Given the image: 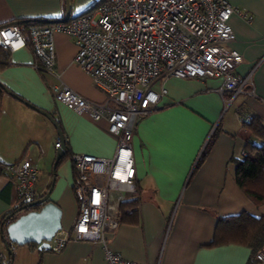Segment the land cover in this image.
<instances>
[{
  "label": "crops",
  "instance_id": "obj_1",
  "mask_svg": "<svg viewBox=\"0 0 264 264\" xmlns=\"http://www.w3.org/2000/svg\"><path fill=\"white\" fill-rule=\"evenodd\" d=\"M98 1L0 0V25L64 19L68 7L73 17ZM228 1L252 16L232 15L236 38L229 45L243 56L237 72L251 74L253 86L228 103L218 91L221 78L170 77L153 84L155 91L164 86L166 93L158 108L136 124L138 193L127 199L133 205L121 213L116 231L107 234L109 248L126 259L140 264H261L249 244L215 241L219 219L242 212L264 216V202L257 203L240 187L236 173L237 161L250 152L248 142H260L249 123L257 118L264 126V0ZM54 39L59 77L34 66L30 46L6 49V60H0V82L11 91H0V163L30 157L39 169L34 200L50 191L49 200L62 209V229L70 230L78 213L70 154L111 157L116 138L106 119L93 120L55 99L53 85H67L94 102H104L106 92L74 63V39L63 32ZM38 108L58 121L70 152L56 165L55 143L61 137ZM20 205L15 181L0 170V264H107L103 246L89 240H70L60 252L13 243L11 255L4 222Z\"/></svg>",
  "mask_w": 264,
  "mask_h": 264
},
{
  "label": "built area",
  "instance_id": "obj_2",
  "mask_svg": "<svg viewBox=\"0 0 264 264\" xmlns=\"http://www.w3.org/2000/svg\"><path fill=\"white\" fill-rule=\"evenodd\" d=\"M235 13L252 19L228 0H104L67 19L0 26L2 46H30L34 66L58 77L54 35L71 36L77 45L74 63L106 92L104 102H94L67 85L52 86L57 101L93 120L106 119L116 149L111 157L72 153L78 213L70 230H59L49 241L50 251L60 252L70 240H89L103 246L107 264H140L107 243V234L119 226L122 202L138 193L136 124L158 108L166 88L158 92L153 84L161 79L221 78L218 91L228 103L253 86L251 74L237 72L243 56L229 45L236 38L230 23ZM65 143L58 138L55 147ZM0 170L15 181L20 203L36 199L39 169L30 157L0 163ZM255 258L264 264V243Z\"/></svg>",
  "mask_w": 264,
  "mask_h": 264
},
{
  "label": "trees",
  "instance_id": "obj_3",
  "mask_svg": "<svg viewBox=\"0 0 264 264\" xmlns=\"http://www.w3.org/2000/svg\"><path fill=\"white\" fill-rule=\"evenodd\" d=\"M104 0H99L92 8L96 9L99 4ZM85 12V11H84ZM82 12V13H84ZM81 13V14H82ZM26 22V21H23ZM34 22H42L47 23V21L43 20H32ZM51 22V21H48ZM5 25V24H2ZM0 25V26H2ZM6 47L0 44V60H6ZM0 85V91H2ZM250 124L251 131L256 134L260 139V142L249 141L248 143L251 145L250 152L247 153L243 160L237 161V181L242 189L245 192L253 197L257 203L264 202V126L259 119H254ZM70 154L69 149L66 147L65 143V156ZM206 152L204 151L201 159L205 156ZM72 158V153L70 154ZM60 158L58 163L63 159ZM34 201V200H32ZM31 202V201H30ZM134 202L133 199H129V201H124L121 204L120 212L122 213L126 207H131ZM132 204V205H131ZM27 203L22 202L21 205L9 215V220L4 222L5 226L3 229L4 241L6 243L7 248L10 250L11 255H13L12 245L13 243L10 241L7 233V227L10 222L15 220L21 211L19 209L24 207ZM41 208L40 205H36L31 208H27L23 211H29L31 209L39 210ZM22 211V212H23ZM218 238L216 237V242L220 241H229V240H238L244 243L249 244L253 248V256L255 257V253L264 243V216L256 217L247 212H242L236 215H231L222 219H219L218 224ZM220 234V235H219ZM34 245H38L36 243H30ZM41 250H49V248H41ZM256 259V258H255Z\"/></svg>",
  "mask_w": 264,
  "mask_h": 264
},
{
  "label": "water",
  "instance_id": "obj_4",
  "mask_svg": "<svg viewBox=\"0 0 264 264\" xmlns=\"http://www.w3.org/2000/svg\"><path fill=\"white\" fill-rule=\"evenodd\" d=\"M67 4L69 5V0H67ZM69 16L70 9L68 7L65 19L69 18ZM0 85L7 92L11 93L10 89H8V87H6L2 82H0ZM38 110L45 113L52 120L58 129L60 137L64 139L63 131L58 121L47 111L39 108ZM64 155L65 146H63L61 149H58L55 165ZM49 196L50 191L42 198L31 201L19 209V211H23L36 205L41 206L39 210L31 209L25 213H22L15 220L9 223L7 227V233L12 243L19 245L36 243L40 245L41 248H49V241H51L54 235L62 229V209L56 202L49 200Z\"/></svg>",
  "mask_w": 264,
  "mask_h": 264
},
{
  "label": "rangeland",
  "instance_id": "obj_5",
  "mask_svg": "<svg viewBox=\"0 0 264 264\" xmlns=\"http://www.w3.org/2000/svg\"><path fill=\"white\" fill-rule=\"evenodd\" d=\"M27 245V244H26ZM31 249V247H29ZM38 250V247L36 248Z\"/></svg>",
  "mask_w": 264,
  "mask_h": 264
}]
</instances>
